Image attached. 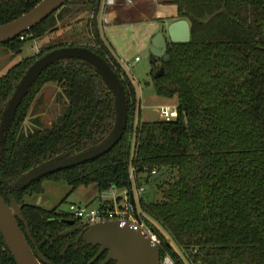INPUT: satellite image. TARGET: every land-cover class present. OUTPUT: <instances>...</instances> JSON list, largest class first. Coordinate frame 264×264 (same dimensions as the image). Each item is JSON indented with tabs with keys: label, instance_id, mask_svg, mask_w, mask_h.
<instances>
[{
	"label": "trees",
	"instance_id": "obj_1",
	"mask_svg": "<svg viewBox=\"0 0 264 264\" xmlns=\"http://www.w3.org/2000/svg\"><path fill=\"white\" fill-rule=\"evenodd\" d=\"M39 1L0 0V24ZM159 2L176 5L177 17L190 23L189 42L167 41L169 59L150 58L156 94L177 98L174 119L134 124L140 108L135 87L94 29L91 14L95 0H68L57 14L53 12L1 43L19 53L27 39L54 31L66 14L74 18L85 13L90 25V43L43 46L0 75V118L26 67L58 46L84 45L94 50L118 74L127 95L126 128L109 151L12 191L28 224L30 243L46 257L47 264H85L98 246L76 240L75 233L61 236L68 226L63 220L67 215L57 207L46 209L26 202L27 195L43 191V179L64 180L70 192L94 185L98 193L111 188L130 193L131 168L140 188L139 176L149 183L151 174L165 167L168 170L152 184L159 197L153 203L139 197L143 209L169 233L178 249L150 219L139 215L160 236L161 255L169 253L176 264H186L183 255L211 264H264V0ZM160 68L163 74L158 76ZM47 83L60 86L64 113L52 126L26 132L23 121ZM113 120V96L90 65L74 58L49 65L23 98L8 129L0 159V192L1 180L11 182L43 160L96 144ZM0 264H15L1 234Z\"/></svg>",
	"mask_w": 264,
	"mask_h": 264
},
{
	"label": "water",
	"instance_id": "obj_2",
	"mask_svg": "<svg viewBox=\"0 0 264 264\" xmlns=\"http://www.w3.org/2000/svg\"><path fill=\"white\" fill-rule=\"evenodd\" d=\"M66 1L68 0H40L20 16L0 24V43L10 41L26 32L63 6ZM98 7L99 0H96L93 12V24L96 31ZM190 39L189 21L186 18L174 19L167 24L165 31L160 29L152 35L150 39V58H162L167 61L169 59V55L166 53L167 41L186 43ZM69 58L79 59L87 63L100 76L113 96L114 120L108 133L96 144L72 154L68 152L61 153L43 160L23 172L12 184H9L6 180L2 181L7 200L0 192V234L16 264H42V262H46V259L29 244L27 236H30V233L27 223L23 217L21 205L11 195V190L25 188L32 182L51 173L98 158L120 140L126 128L128 119L127 95L123 82L110 64L87 46H58L34 59L15 84L1 113L0 157L4 155L6 135L23 98L49 65ZM156 74L161 76L163 69L160 68ZM167 170L168 167H165L151 174L150 181L143 191V195H147L146 200L148 203H153L155 199L153 182ZM129 199L135 207L132 192L129 193ZM19 221L24 222L25 232L21 229ZM68 223L73 224L74 221L70 220ZM77 230L79 231L78 237L82 238L86 244L99 246L98 252L87 264L93 263L104 251L107 253L101 264H106L109 260L115 261L116 264H160V247L152 244L150 238L144 237L138 229L128 222L121 223L119 219H105L90 224L79 223L64 233Z\"/></svg>",
	"mask_w": 264,
	"mask_h": 264
},
{
	"label": "rangeland",
	"instance_id": "obj_3",
	"mask_svg": "<svg viewBox=\"0 0 264 264\" xmlns=\"http://www.w3.org/2000/svg\"><path fill=\"white\" fill-rule=\"evenodd\" d=\"M156 3H160L159 0H115L113 4L105 5V0H100L97 13L99 36L110 46L113 53L118 57L123 70L133 81L136 98L140 106L139 111L135 113L134 124L138 120L147 122L165 119L161 114L164 106H168L169 120L177 116L176 96L162 97L155 92L151 76L153 63L150 59V42L141 33L148 26H157L158 29L165 31L167 25L163 22V18L155 17L162 14L166 15L168 7H157ZM59 11L60 8L54 14ZM86 15L79 12L74 18H71L70 15L66 14L62 20L58 21L54 31L46 32L39 38L27 39L19 53H14L0 44V75L25 57L37 54L43 46L72 41L90 43V25ZM60 93L59 85L55 83L45 84L36 94L23 121L22 129L28 132L35 128L52 126L65 109L63 107L64 102L62 104V99L59 97ZM131 179L137 213L150 219L162 231L168 242L177 249L169 233L156 223L153 217L141 206L136 182L133 176ZM138 181L139 184L147 187L148 183L142 175L138 177ZM42 187V192L27 195L25 197L26 202L46 209L57 207L65 213H71L70 203L89 207L98 206L100 194L94 185L80 186L70 192V185L64 180L43 179ZM114 191L115 194L120 192L117 189ZM102 195L104 196L103 193ZM146 196L142 195L144 200H146ZM158 197L159 194H155V198Z\"/></svg>",
	"mask_w": 264,
	"mask_h": 264
},
{
	"label": "built area",
	"instance_id": "obj_4",
	"mask_svg": "<svg viewBox=\"0 0 264 264\" xmlns=\"http://www.w3.org/2000/svg\"><path fill=\"white\" fill-rule=\"evenodd\" d=\"M114 2L115 0H105V5L113 4ZM161 114L165 118L163 120H169L168 106H164ZM130 172L131 176H134V170L132 169ZM145 188L146 186H141L138 188L137 193L139 197L143 195ZM69 208L74 218H77L86 224L105 219H119L121 223L128 222L132 224L134 228L138 229L144 235V237L150 238L152 244L158 245L161 251L160 236L153 230V228L146 224L143 219H141L137 213L136 206L134 207L130 202L129 192L127 190H121L117 197H115L111 203H106L105 206L100 205L97 207H89L70 203ZM183 257L186 260V264H211L195 260L194 256L188 257L187 255H183ZM160 264L176 263L172 256L165 252L164 255H160Z\"/></svg>",
	"mask_w": 264,
	"mask_h": 264
},
{
	"label": "crops",
	"instance_id": "obj_5",
	"mask_svg": "<svg viewBox=\"0 0 264 264\" xmlns=\"http://www.w3.org/2000/svg\"><path fill=\"white\" fill-rule=\"evenodd\" d=\"M156 6L157 7H163V6H167L168 7V11H166V15H158L157 17L155 18H163V22L167 25L169 22H171L172 20H174L175 18L177 19V7L176 5L174 4H163V3H156ZM160 29H158L157 26H154V27H146V29L142 30L141 33L143 35V37L145 39H149V42H150V39L152 37V35L158 31ZM62 99V104L63 102L65 101V98L62 96L60 97ZM115 189H108L104 192H102L104 194V196L102 195V193H99L100 195L98 196V206H100L103 202H106V203H111L113 201V199L115 197H117V195L121 192L120 190H117V191H120L118 194H115L114 191ZM110 192V193H108ZM105 194H107L105 196Z\"/></svg>",
	"mask_w": 264,
	"mask_h": 264
},
{
	"label": "flooded vegetation",
	"instance_id": "obj_6",
	"mask_svg": "<svg viewBox=\"0 0 264 264\" xmlns=\"http://www.w3.org/2000/svg\"><path fill=\"white\" fill-rule=\"evenodd\" d=\"M95 4H96V0H95ZM99 6H100V0H99ZM94 8H95V5H94ZM94 8H93V11H92V14H91V18H92V22H93V12H94ZM98 9H99V7H98ZM98 13V12H97ZM93 26H94V24H93ZM1 44V43H0ZM4 152H5V147H4ZM3 157V156H2ZM2 157H0V159L2 158ZM20 176V175H19ZM15 180V179H14ZM13 180V181H14ZM2 181L3 180H1V186H2V194H3V196L5 197V199L7 200V195H6V193H5V190H4V188H3V183H2ZM7 181V180H6ZM13 181H11V182H9V181H7L9 184H12L13 183ZM13 190H17V189H12L11 190V195H12V191ZM13 196V195H12ZM66 215H67V217L65 218V219H63V220H65V222H66V224H68V226L63 230V231H61V233H60V235L61 236H67V235H69V234H76V240H81L82 238H79L78 237V235H79V231L77 230V231H72V232H68V233H64V232H66L67 230H69L70 228H72L74 225H77V224H79V223H83L81 220H79V219H77V218H74L73 216H72V214L71 213H65ZM70 220H73L74 221V223L73 224H69L68 223V221H70ZM19 222H21L22 223V225H23V228L21 227V229L25 232L26 231V226H25V224H24V222H22V221H19ZM20 225V224H19ZM27 227H28V224H27ZM28 230H29V227H28ZM29 233H30V230H29ZM3 239V238H2ZM27 239H28V242H29V244L31 245V247L33 248V249H35V250H37V251H39L38 249H37V247L35 246V245H32L31 243H30V240H31V235L30 236H27ZM83 240V239H82ZM7 247V246H6ZM9 250V249H8ZM98 250H99V246H98V248H97V251H96V253L98 252ZM10 252V251H9ZM40 252V251H39ZM41 253V252H40ZM96 253L92 256V258L96 255ZM106 251H104V252H102L99 256H98V258L94 261V262H96L100 257V259H99V262L97 263V264H101V262L103 261V259L105 258V256H106ZM11 254V253H10ZM42 254V253H41ZM43 255V254H42ZM44 256V255H43ZM13 257V256H12ZM44 258L46 259V257L44 256ZM91 258V259H92ZM14 259V258H13ZM90 259V260H91ZM89 260V261H90ZM15 261V260H14ZM88 261V262H89ZM110 261H113V260H109L106 264H108ZM88 262H86L85 264H87ZM93 262V263H94ZM115 262V261H114ZM47 263H49V261L46 259V262H42V264H47ZM93 263H91V264H93ZM15 264H16V261H15ZM115 264H116V262H115Z\"/></svg>",
	"mask_w": 264,
	"mask_h": 264
}]
</instances>
